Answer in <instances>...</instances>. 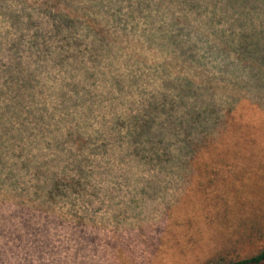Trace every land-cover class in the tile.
<instances>
[{
  "label": "rangeland",
  "instance_id": "rangeland-1",
  "mask_svg": "<svg viewBox=\"0 0 264 264\" xmlns=\"http://www.w3.org/2000/svg\"><path fill=\"white\" fill-rule=\"evenodd\" d=\"M226 1L232 2L230 4L234 5L237 14L245 15L244 19H235L237 23L225 22L220 38H214L216 42L211 38L209 28L213 18L221 15L217 11L219 3L211 8L209 15L201 16L193 12V7L197 10L209 7V4L189 0L186 29L200 41L197 47H191L193 50L221 57L222 62L217 65L207 62V69L219 74L221 71L217 67L223 68L221 79L228 83V91L234 95L237 94L235 84L238 86L243 79L240 77L242 61L258 58L240 54L241 49L248 48L244 44L252 32L254 20L262 46L258 56L264 54V0ZM42 8V0H0V132L4 117L13 118L7 129L12 137L5 140L4 147L8 156L6 160H0V264H201L218 247L220 231L228 228L236 231L240 224L238 215L243 213V207L249 211L257 210L254 197L257 195L259 199L261 191L264 192L259 188L264 187V110L258 104L249 103L247 98L250 97H246L237 110L228 113L231 129L227 130L225 139L236 142L222 145L237 151L239 158L235 166L226 164L219 167L221 172L216 176L205 171L200 176L198 167L185 172V167L179 162L156 160L151 163L132 152L125 154V150L131 147L124 140L126 131L122 134L119 130L107 131L100 136L103 121L112 120L98 109L91 113L86 124L93 140L85 148L90 158L87 169L95 172L90 177L87 190L48 200V193L42 187L47 181L45 172L41 174L33 166L35 163L28 164L27 158L38 154L34 162L39 163L56 158L59 148L54 138L75 124L61 123L57 112L50 113L55 104L53 97L47 95L46 101L43 99L51 91L48 72H42L40 82L33 87L27 76L29 69L38 68L39 51L35 38L45 28L43 20L48 18ZM130 12L126 3L123 13L127 14L124 17L129 19ZM147 20L144 15L136 23L130 20L137 29L130 33V40L118 43L121 54L116 63L122 65L120 73L130 76L138 71L135 74L144 76L143 73L150 71L149 76L146 75L138 84L140 88L136 86L129 95L120 97L116 106L118 110H129L138 105V99L144 97L141 89L154 91L153 82L161 79L154 78L157 73L166 71L164 60L169 58L168 55L149 54L147 65L144 62L140 65L136 58L141 51L138 42L143 40L142 31L149 27ZM239 24H242L241 30L238 29ZM183 63L181 61L180 65L172 68L173 75L179 71L187 73ZM207 69L198 66L195 81H191L193 86L208 82ZM17 70L25 75L24 79L22 75L16 78ZM157 83L160 84V80ZM18 90H22L21 95L16 94ZM221 90L219 85L216 90L218 97L222 95ZM160 91L175 93L179 90L161 86L157 96ZM18 101L24 102L25 107L17 108ZM35 101L40 103L39 109H44L42 102L47 103V121L51 129H55L57 124L59 129L41 134L43 130L36 125L38 131L35 135L24 132L23 138L19 137L18 125L22 131L24 125L16 120L17 114L25 113L29 117ZM73 115L76 116L74 112ZM50 116L55 119H50ZM234 123L239 126L233 127ZM108 139L111 140L109 143ZM38 140L42 141L38 144ZM162 142L175 153L180 149L175 136L168 135ZM163 143H160V148L165 147ZM57 162H49L45 166L54 170L57 165L61 169L64 161ZM229 162L233 165V160ZM235 168L245 173L233 176L231 170ZM68 173L73 174V171ZM223 178L235 181H223ZM206 179H216L221 183L219 187L212 185L206 188L200 182ZM218 194L222 197H217ZM205 199L212 201L207 204Z\"/></svg>",
  "mask_w": 264,
  "mask_h": 264
},
{
  "label": "trees",
  "instance_id": "trees-1",
  "mask_svg": "<svg viewBox=\"0 0 264 264\" xmlns=\"http://www.w3.org/2000/svg\"><path fill=\"white\" fill-rule=\"evenodd\" d=\"M188 1L42 0V10L48 18L43 20L45 28L41 29L35 38V46L39 51L36 62L38 68L29 69L27 76L33 87L35 83L37 85L40 82V74L48 72L51 91L47 92L43 99L47 98V95L53 97L55 104L50 113L57 112L61 123L75 124L74 127L67 129L66 133L61 135L58 133V137L54 138L55 145L59 148V151L55 153L58 154L56 158L43 163L34 162L38 154L27 158L28 164L35 163L37 166H33L41 174L45 172L47 181L42 187L48 193V200H53L58 195L68 197L71 192L87 190L90 177L95 172L93 169H87L90 158L85 148L93 140L86 124L91 113H96L98 109L103 111L107 119L112 120L103 121L102 128L99 130L100 136L107 131L111 133L119 130L121 134L122 131H126L127 138L124 140L129 142L131 147L125 150V154L132 152L151 163L156 160L179 162L185 167V172L189 168L193 171L195 167H198L200 176L205 172L216 176L221 172L219 167L226 164L235 166L236 159L239 158L238 152L222 145V143L233 145L236 142H228L225 139L227 130L231 129L228 113L237 110L246 97H250L247 98L249 103L258 104L264 110V54L258 56L262 46L255 31L257 22L254 20L252 32L244 44L248 48L241 49L240 54L247 57L256 55L258 58L248 62L245 59L242 61L240 77L243 79L238 82V86L235 84L237 94L232 95L228 91V83L221 79L224 69L217 67L221 71L219 74L209 72L207 69V62H215L217 65L218 62H222L221 57L192 49L197 47L200 41L186 29L189 20L186 19ZM193 1L209 4V7H201L197 10L193 7V12L201 16L209 15L211 8L220 4L217 11H220L221 15H217V19L213 18L209 28V31L210 29L212 31L211 38L215 42L214 38H220L221 27L225 25V22L237 23L235 19L238 17L244 19L245 14H237L230 1ZM126 3L131 9L129 19L124 17L127 13H123ZM142 15L148 17L149 27L148 29L145 27L142 31L143 40L138 42L141 51L136 58L142 65L149 60V54L168 55L169 58L164 60L166 71L164 70L162 74L157 73L154 80L161 78L157 79L161 83L158 84L157 80L153 82L154 91L141 89L144 97L138 99V105L129 110H118L116 106L119 104L120 97L129 95L136 86L140 88L138 84L150 74L148 71V74L143 73L144 76L142 74L140 76L135 74L138 71H134L130 76L124 75L119 72L122 65L116 63L121 54L118 43L124 39H131L130 33L137 29L134 23L139 21ZM223 15L228 17L222 18ZM130 20L134 23L130 24ZM241 25H238L239 30L242 29ZM255 48L256 51L253 52ZM181 61L184 62L182 66L187 67V73L179 71L173 75L172 68L180 65ZM200 65L208 70V82L193 86L191 81H195ZM17 71L16 78L22 75L19 70ZM21 77L24 79L25 75ZM170 77L174 79H168ZM219 85L222 88L220 97L216 93ZM161 86L165 89L177 87L179 91L175 93L160 91L157 96L156 92ZM16 94L21 95L22 90H18ZM237 95L239 97H236ZM126 101L129 102V99L126 98ZM42 103L44 109H39L40 103L34 102L29 110V117H26L25 113L17 114L16 120L22 121L24 125V131L18 125L19 137L23 138L24 132L35 135L38 131L36 125L39 130H43L41 134L51 133L57 130V127L59 129V124L55 129H51L46 118L47 103ZM23 106L25 107L24 102L16 103L17 108H23ZM38 109L37 113H32L33 110ZM49 118L55 119L54 116ZM11 120L13 121V118L4 117L2 121L0 160H6L8 156L4 147L5 140L9 136L12 137L7 130L11 126ZM237 126H239L237 123L233 124V127ZM168 135L175 136L178 140L177 144H180V149L178 148L176 153L162 142ZM41 141L38 140L37 143ZM160 143H163L165 147L160 148ZM20 153L25 152L20 151ZM231 160L233 165L229 162ZM48 161L50 163L64 161V166L58 169L56 165V169H48L45 166L49 163ZM235 169L231 170L233 176L245 173ZM69 170L73 171V174H69ZM222 180L235 181L224 178ZM200 182L206 188L212 185L219 187L221 183L216 182V179ZM202 186L199 185V188L201 189ZM259 188L264 190L262 186ZM261 192L262 196L258 199L256 195L253 200L257 210L249 211L243 207V213L238 215L239 227H236V231L231 228L220 231L218 247L201 264H264V192ZM219 196L221 195L218 194L217 197ZM205 201L208 204L212 199H205Z\"/></svg>",
  "mask_w": 264,
  "mask_h": 264
}]
</instances>
